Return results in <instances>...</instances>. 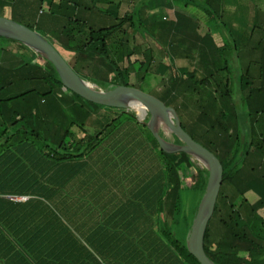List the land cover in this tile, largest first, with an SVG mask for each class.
<instances>
[{
  "label": "trees",
  "instance_id": "obj_1",
  "mask_svg": "<svg viewBox=\"0 0 264 264\" xmlns=\"http://www.w3.org/2000/svg\"><path fill=\"white\" fill-rule=\"evenodd\" d=\"M12 1L0 0V9ZM8 18L16 21L13 14ZM79 24L71 19L62 31L87 36L69 43L71 66L75 70L78 61L87 59L94 65L103 62L109 70H93L90 79L98 87L135 88L131 80L136 78L151 90V79L164 81L147 71L135 51L124 53L121 63L114 61L109 30L89 26L83 31ZM27 51L12 67L0 63L2 264H201L189 253L187 240L207 170L190 163L187 154L165 153L130 111L109 107L116 115L88 133L85 122L91 106L101 105L68 90L48 61ZM171 54L176 80L155 95L222 167V187L204 250L216 264H264V217L259 212L264 202L247 197L253 180L258 189L264 187V58L259 85L247 83L249 89L234 94L228 79L223 87H213L219 73L183 67L178 60L186 53ZM238 54L227 59L224 70L230 76ZM44 126L50 144L39 133ZM75 126L79 138L72 131ZM54 129L62 134L59 138H53ZM181 161L187 165L184 169H179ZM246 165L250 175L243 174Z\"/></svg>",
  "mask_w": 264,
  "mask_h": 264
},
{
  "label": "crops",
  "instance_id": "obj_2",
  "mask_svg": "<svg viewBox=\"0 0 264 264\" xmlns=\"http://www.w3.org/2000/svg\"><path fill=\"white\" fill-rule=\"evenodd\" d=\"M12 14L17 23L34 27L66 61V56H71L67 61L70 66L73 52L68 49L69 43L87 38L84 32L62 34L73 19L80 21L83 31L89 26L109 30L117 63L123 62L124 53L135 51L151 74L156 66L155 73H162L164 78L170 73L169 80H175L171 53L176 57V53H186L178 60L181 66L193 67L201 74L221 75L214 77L213 87H223L227 79L230 88L242 82L240 90L249 89L247 83L259 85L264 58V0H13L1 16ZM2 40L0 63L5 67L14 66L21 54L28 53L29 48L24 49L21 43ZM232 53H239L231 64L242 72L234 69L230 76L224 68ZM75 67L79 68L73 69L77 74L82 69L91 73L98 68L109 70L103 62L94 65L88 59L78 61Z\"/></svg>",
  "mask_w": 264,
  "mask_h": 264
},
{
  "label": "water",
  "instance_id": "obj_3",
  "mask_svg": "<svg viewBox=\"0 0 264 264\" xmlns=\"http://www.w3.org/2000/svg\"><path fill=\"white\" fill-rule=\"evenodd\" d=\"M0 37L17 41L48 61L68 90L91 103L126 111H130L129 108L132 106H139L142 108L143 115H149V119L146 121L143 115L142 117L136 115L137 120L146 125L165 153H184L191 155L195 160L200 158L205 162L208 181L192 222L187 249L201 264H216L204 250V239L222 187V167L212 152L194 141L182 128L175 111L171 107L165 106L157 98L138 89L118 86L104 90L96 84L86 81L73 70L58 50L38 31L9 18L0 17ZM161 125L170 132L174 141L161 135ZM175 139L178 140V143Z\"/></svg>",
  "mask_w": 264,
  "mask_h": 264
},
{
  "label": "rangeland",
  "instance_id": "obj_4",
  "mask_svg": "<svg viewBox=\"0 0 264 264\" xmlns=\"http://www.w3.org/2000/svg\"><path fill=\"white\" fill-rule=\"evenodd\" d=\"M2 11H3V9H0V16H1V14H2ZM2 17V16H1ZM3 41L4 40H2V39H0V44L1 43H3ZM66 58L68 59V56H66ZM71 62V61H70ZM80 67V66H79ZM77 68V67H76ZM155 70H153L154 72H153V75H155L156 77L158 76V75H162V73H155V71L157 70V67L155 66ZM79 69V68H78ZM239 68H236L235 70H238ZM254 69V68H253ZM81 70V69H80ZM83 71H81L82 72V74L84 75V76H86V77H84V79L86 80V81H90V82H92L93 83V81L92 80H90V79H93L94 78V75L89 71V70H85V69H82ZM160 72H161V70H159ZM169 73V72H168ZM86 78H88V79H86ZM165 80L164 81H161V82H159L158 84H156V82L153 80V79H151V81H150V85H153L152 87H150V89L151 90H148V89H146V88H144V86H147V84L145 83V84H143L142 82H139V80H137L136 78H132V80H131V83L133 84V86H135V89H141V91L143 92V93H146V94H149V95H151V96H153V97H155V98H158L156 95H155V93H161V89H162V87L163 86H167L168 85V83H170L172 80H169V79H171V75H170V73L169 74H167L166 76H165ZM176 80V79H175ZM232 89L234 90V94H235V92H236V94H238V92L240 91V89H239V87H240V84H236V83H234L233 85H232ZM154 91H156V92H154ZM92 107V113H91V115L87 118V120H86V122H85V129H86V131L88 132V133H90V134H92V133H94V132H96L97 130H100L101 128H103L106 124H108L109 123V121L111 120V118H113L115 115H116V111L115 110H112L111 108H109V107H101V106H91ZM143 117H144V119L147 121L148 120V115H143ZM136 118H137V116H136ZM41 127H42V125L41 124H39ZM37 126V125H36ZM45 127L46 126H44L43 127V130H41V132H39L41 135H42V137L44 138V140H45V142L46 143H48V144H50V131H46L45 132ZM35 129V128H34ZM35 130H40V129H35ZM160 130H161V133L163 134V135H165V137L167 136L168 137V139H170V140H172V141H174L173 139H172V137H171V134H170V132L163 126V125H161L160 126ZM72 131L75 133L74 134V136H76L77 138H79L80 136H81V133L79 132V130H78V127L77 126H75V127H73L72 128ZM53 134H54V136H53V138L56 136V138H59L62 134H60L59 133V131H57V130H55L54 129V132H53ZM53 140V139H52ZM176 143H177V141H176ZM188 161L190 162V163H193L195 166H197L199 169H201V170H206V168H205V166H203V165H201L197 160H195V159H193V157L191 156V155H188ZM182 163H181V166H180V168L179 169H184L187 165L184 163V161H181ZM203 167V168H202ZM248 169V170H247ZM246 172H248L249 173V175H250V172L251 171H249V168H247V165L246 166H244V168H243V174L244 173H246ZM254 177L253 178H257V176H258V173H257V171L256 172H254ZM244 180L246 181V178L244 177ZM245 181H244V184H247V183H245ZM252 192H250V193H248L247 194V197L252 201V202H255L256 200H259L258 198H260L261 200H263V202H264V187H262V190H261V188H259L258 189V187H257V185L258 186H260L259 184H258V182L257 181H255V180H253L252 181ZM251 184H249V186H250ZM248 186V185H247ZM254 186H256V187H254ZM257 189H258V191H257ZM262 193H261V192ZM264 207V206H263ZM171 211H172V209H171V200H170V205H169V207H168V216L170 217L171 216ZM259 212H260V215L261 216H263L264 217V209L262 210V209H260L259 210ZM5 230L7 231V232H9L10 233V229H8V228H5ZM0 264H2V262L0 261Z\"/></svg>",
  "mask_w": 264,
  "mask_h": 264
},
{
  "label": "bare ground",
  "instance_id": "obj_5",
  "mask_svg": "<svg viewBox=\"0 0 264 264\" xmlns=\"http://www.w3.org/2000/svg\"><path fill=\"white\" fill-rule=\"evenodd\" d=\"M129 110H130V112H133L134 114L138 115L139 117H142V115L144 114L143 111H142V108H140L139 106H132V107L129 108ZM164 136H165V135H164ZM166 138L168 139L167 136H166ZM169 140H170V139H169ZM197 161H198L201 165L205 166V162H204L202 159L198 158ZM202 168H203V167H202Z\"/></svg>",
  "mask_w": 264,
  "mask_h": 264
},
{
  "label": "built area",
  "instance_id": "obj_6",
  "mask_svg": "<svg viewBox=\"0 0 264 264\" xmlns=\"http://www.w3.org/2000/svg\"><path fill=\"white\" fill-rule=\"evenodd\" d=\"M14 200H17V201H19V200H25V198H14Z\"/></svg>",
  "mask_w": 264,
  "mask_h": 264
}]
</instances>
